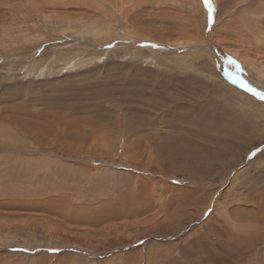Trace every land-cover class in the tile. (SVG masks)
I'll return each instance as SVG.
<instances>
[{
  "label": "rangeland",
  "instance_id": "rangeland-1",
  "mask_svg": "<svg viewBox=\"0 0 264 264\" xmlns=\"http://www.w3.org/2000/svg\"><path fill=\"white\" fill-rule=\"evenodd\" d=\"M0 0V264H264V0Z\"/></svg>",
  "mask_w": 264,
  "mask_h": 264
},
{
  "label": "snow or ice",
  "instance_id": "snow-or-ice-1",
  "mask_svg": "<svg viewBox=\"0 0 264 264\" xmlns=\"http://www.w3.org/2000/svg\"><path fill=\"white\" fill-rule=\"evenodd\" d=\"M205 3H206V5L208 6V9H209V20H211V19H212V15H211V13L214 11V8H213V6H212L211 0H205ZM242 83H244V86L247 87V89H248L249 91H252V92L256 93V94L259 95L262 99H264V92H259V93H257V92H256V89H254L251 85H248L246 82H242Z\"/></svg>",
  "mask_w": 264,
  "mask_h": 264
}]
</instances>
